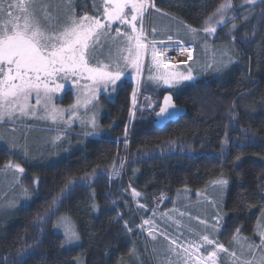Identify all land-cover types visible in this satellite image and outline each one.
<instances>
[{"label": "trees", "instance_id": "obj_1", "mask_svg": "<svg viewBox=\"0 0 264 264\" xmlns=\"http://www.w3.org/2000/svg\"><path fill=\"white\" fill-rule=\"evenodd\" d=\"M225 1L174 0L163 6L199 27ZM230 1L238 10L232 20L238 28L227 40L238 53L235 65L220 79H201L175 91L144 85L143 106L152 102L154 112H140L128 147L117 139L133 100L132 83L119 87L106 104L100 119L106 132L68 156L30 162L0 148V166L18 160L24 169L21 185L32 193L26 206L0 219V264H129L137 229L134 199L153 207L151 199L164 195V208L181 189L204 190L220 177L228 181L220 240L228 242L237 229L254 237L264 212V4L238 7L240 0ZM167 91L186 113L156 129L154 115ZM72 100L67 91L62 104ZM70 180L77 185L54 204ZM49 210L54 214L46 215ZM62 217L73 221L78 244L67 246L57 230Z\"/></svg>", "mask_w": 264, "mask_h": 264}, {"label": "rangeland", "instance_id": "obj_2", "mask_svg": "<svg viewBox=\"0 0 264 264\" xmlns=\"http://www.w3.org/2000/svg\"><path fill=\"white\" fill-rule=\"evenodd\" d=\"M173 1L148 0L155 7H148L144 13L142 20L144 34L148 37H172V41L174 40L176 43L168 45L169 48L167 46L156 47L166 48L161 49L165 50V54L163 55L165 58L169 56L183 57L182 55L184 54V58H182L184 61L188 57L189 53L181 51V48L177 46H180L177 41L182 42L183 44L181 45L184 46L189 45V41L194 45L193 54L191 52L194 59L188 65H183L180 61L176 65L169 66L171 69L182 72H186L190 67L195 79L192 82L186 83H193L206 78H222L238 60L236 48L227 42L229 40L228 38L238 28L237 25L232 23L238 11L235 9L233 2L230 0L223 2L230 3L231 5L223 13L225 23H217L221 19L219 14L213 20L209 21V17H212L216 13V9L201 26L191 27L185 24L177 15L168 12L163 6V4H169ZM249 6L252 5L247 3V0L239 1L238 7ZM229 22V27L219 31L220 28ZM248 23L249 21L246 20V24ZM210 26L216 27L214 33L204 31V28ZM116 28H120L121 32H131L126 26L117 25L110 29L106 37L102 38V43L111 47L112 60L115 59L116 47L123 43L121 38L117 37ZM153 29H155V32H153ZM190 29H196V31L192 32ZM113 37L116 39L113 40ZM145 42H151V39H145ZM188 48L192 49V46ZM150 52L151 46L142 59V68L139 74L131 66L124 67L123 62H121V67L125 75L118 82L115 91L111 87L107 90L100 88L96 93V99L87 105H85V101L91 99L89 89L92 85L90 81L84 77H81L78 82H74L71 77L57 79L56 83L62 84L64 87L52 94V99L48 103L47 109L42 103L36 108L35 115L0 122V148L12 152L19 158L30 162L50 163L59 157L68 156L71 150L82 146L83 141L89 138H99L106 132L100 123V119L105 113L106 104L114 100L117 89L122 82L137 84L135 88V106L132 100L123 132L117 139L121 145L128 147L134 127L138 123L139 117H141L140 112H154V104L152 102L150 103L152 105L151 107L149 105L146 107L143 106V86L150 84L152 86L154 85L153 87L156 89L160 88L161 81L153 82L152 79L149 80L154 73V70L150 68L148 60ZM172 52H178L179 54L174 53L170 55ZM109 58V47H105L104 55L99 56L98 59L104 63H108ZM170 64H173V62H170ZM225 65L227 66L225 67ZM157 75V73H154L152 77ZM178 88L180 86L173 87L172 89L175 91ZM67 91L71 92L73 100L71 103L62 104L64 94ZM31 103L35 105V98L31 99ZM73 105H77V107L73 109ZM52 107L60 110L56 113L55 120L51 118ZM130 113H134V115H130ZM93 116L95 117V128L89 123ZM126 131L127 137H125ZM9 165H12V167H9ZM16 165L23 168L18 160H13L0 166V219L10 214V211L12 212L14 209L26 206L32 199V193L25 190L21 185V178L24 171L22 173L19 172L15 167ZM222 179L227 181L225 177H220L209 183L207 188L200 191L183 188L177 192L170 205L164 208L162 206L167 201V197L164 195H158L151 199L153 207L147 203L137 202L134 199L132 206L134 208L133 214L137 229L134 234V238H136V240L134 239L135 244L131 252L132 261L129 264H181L187 258V253L177 248L176 245L171 244L170 241L175 240L178 245L186 246L189 241L200 243V237L202 235H209L210 238H215L218 243L223 244L229 249V253L235 251L241 259H252L253 255L255 257L261 256L260 249L257 248L254 252H250L249 246H258L261 243V234L264 233V212L257 222L254 237L251 238L244 234L235 233L226 243L220 240L221 228L225 224L226 219L224 201L228 189V181L225 185L217 183V181ZM127 187L130 196L132 189L129 185ZM157 197H162V200L160 199L159 201ZM216 217H219L218 223ZM60 220L61 218L58 220L57 230L64 235V226L59 223ZM64 220L69 227L76 230L73 221L67 217H64ZM146 220L150 221V223L145 224L144 221ZM201 221H206L207 223L202 224ZM149 231H152L156 236L155 240L149 235ZM234 238L236 242H234ZM78 243L79 241H76L71 245L68 243L66 245L74 246ZM214 247V245H204L201 248L200 254L206 256V250H214ZM139 248H141V251H139ZM170 248H175L176 252L180 253V256L178 257L170 252ZM217 255L218 264H237L227 253L218 251ZM191 262L194 263V260ZM79 264L83 263L79 262Z\"/></svg>", "mask_w": 264, "mask_h": 264}, {"label": "snow or ice", "instance_id": "obj_3", "mask_svg": "<svg viewBox=\"0 0 264 264\" xmlns=\"http://www.w3.org/2000/svg\"><path fill=\"white\" fill-rule=\"evenodd\" d=\"M259 2L264 4V0ZM247 3L255 6L257 0H247ZM102 5L103 20L100 16L88 15L77 18L71 3L63 5L57 0H9L6 6L4 0H0V122L35 115L36 108L42 103L47 109L52 94L64 87L56 83V80L60 78L71 77L74 82H78L81 77H84L91 82L92 86L89 89L91 99L86 100L85 105L96 99V93L100 88L107 90L111 87L115 91L118 82L125 75L121 62L124 67L131 66L139 74L142 59L150 46L152 60L158 73L152 79L162 81L169 88L183 86L186 82H192L195 79L190 67L186 72L169 68L170 61L158 59L164 55L165 50L157 49L154 46L157 43L155 40L145 42L143 39V16L148 7H155L154 4H150L148 0H102ZM230 7V3H222L216 13L209 17V21L219 14L221 19L217 23H225L223 13ZM64 8H67L66 12L63 11ZM117 21L128 26L131 32H121L120 28L115 29L117 37H120L123 43L116 47L115 59L112 60L111 47L102 43V38L109 34L112 23ZM137 23L141 24L139 30ZM190 31L195 32L196 29H190ZM204 31L214 33L216 27H206ZM168 40L172 41V37H168ZM177 43L182 42L177 41ZM105 47H109L108 63L98 59L99 56L104 55ZM180 50L189 53L188 60L193 59L190 48L183 47ZM161 68L167 71L161 72ZM132 95L135 106V90ZM32 98H35V105L31 103ZM151 106L149 104V107ZM76 107L77 105H73V109ZM175 108L173 97L164 96L163 103L159 105V112L156 113L157 120L161 122L170 120L175 114ZM59 111L52 107L53 120L56 119V113ZM89 123L95 128L94 116ZM125 137H127V131ZM15 167L21 173L24 171L18 165ZM114 174L119 173L114 172ZM77 183L76 180L68 181L58 197L54 198L53 203L55 204L71 192ZM217 183L225 185L227 181L222 179ZM133 195L140 194L133 190ZM53 214L52 210L46 213V215ZM216 220L218 223L219 217H216ZM59 223L64 226L66 243L71 245L79 241L78 233L67 225L64 218H61ZM144 223L148 224L150 221L146 220ZM201 223L207 222L201 221ZM128 230L131 231L130 228ZM239 231L237 229V234ZM149 235L156 239L152 231H149ZM234 242H236L235 238ZM170 243L187 253L183 264H188V261L192 260L194 264H218V251L229 254L237 264H264V233L261 234L260 245L249 246L250 252L258 248L262 253L259 257L253 255L252 259H241L235 251L229 253L228 248L218 243L215 238H210L209 235H202L200 243L189 241L186 246L178 245L175 240H171ZM204 245L215 247L214 250H206L205 256L200 254ZM169 251L180 256L175 248H170Z\"/></svg>", "mask_w": 264, "mask_h": 264}, {"label": "flooded vegetation", "instance_id": "obj_4", "mask_svg": "<svg viewBox=\"0 0 264 264\" xmlns=\"http://www.w3.org/2000/svg\"><path fill=\"white\" fill-rule=\"evenodd\" d=\"M4 2H5V6H6L7 3L9 2V0H4ZM57 2L58 3H62L63 5H67L68 3H71L73 5V7H74L75 14H76V17L77 18L83 17L84 15H88V16H100V18L103 17L102 16V10H103L102 0H57ZM63 11L66 12L67 11V8H64ZM101 19L103 20V18H101ZM117 25H122V24H120L118 21L117 22H113L112 25H111V28L112 27H115ZM123 26H126V25H123ZM126 27L129 30H131L128 26H126ZM140 27H141V24L140 23H137L138 30L140 29ZM143 39L144 40L145 39H148V40L151 39V41L155 40L157 42L154 45L155 47L168 46V45H173L174 43H176L174 40L173 41H169V40H167V38L156 37V36H153V37H150L149 36L148 37L145 34H144ZM159 41H164V43H159ZM148 55H149V53H148ZM158 59H159V57H158ZM148 60H149V63H150V68L152 70H154V73H157L156 68H155V65H154L153 60H152L151 52H150V55L148 56ZM160 71L161 72H164V71H166V69L161 68ZM154 73L152 74V76L154 75ZM152 76L149 78V80L152 79ZM152 80H153V82L156 81L154 79H152ZM129 83L130 82H125V83L122 82L119 87L125 86L126 84H129ZM136 86H137V84H134V89H135ZM159 87H161L162 90H169L170 91L172 89V88L166 89V85H164L162 81H161ZM169 91L165 92L164 94L170 93ZM256 228H257V226H256ZM239 233L245 235V233H243V232L242 233L239 232ZM254 234H255V232H254ZM181 264H183V263H181ZM188 264H194V263H192L191 261H188Z\"/></svg>", "mask_w": 264, "mask_h": 264}, {"label": "water", "instance_id": "obj_5", "mask_svg": "<svg viewBox=\"0 0 264 264\" xmlns=\"http://www.w3.org/2000/svg\"><path fill=\"white\" fill-rule=\"evenodd\" d=\"M166 89H170L167 85H166ZM166 95H171L173 97L172 94L170 93H166L163 95L162 99H161V102H160V105L163 103V99H164V96ZM173 103L175 104L174 102V98H173ZM176 108L174 110L175 114L171 117L170 120H165V121H158L157 120V116H156V113L159 112V108H158V111L155 113L154 115V120H153V126L156 128V129H162L163 127H165L168 123H171V122H175L176 120H178L180 117H183L186 113V109L184 107H181V106H178L176 105Z\"/></svg>", "mask_w": 264, "mask_h": 264}, {"label": "built area", "instance_id": "obj_6", "mask_svg": "<svg viewBox=\"0 0 264 264\" xmlns=\"http://www.w3.org/2000/svg\"><path fill=\"white\" fill-rule=\"evenodd\" d=\"M182 43H180V48H183V47H189V45H186V46H184V45H181ZM158 49H166V48H158ZM191 52L193 53V49H191ZM179 54L178 52H172V53H170V55H172V54ZM164 54H165V52H164ZM180 55H182V54H180ZM183 57H173V56H169V57H167V58H165V56H161V58H162V60H164L165 62H173V64H176L177 62H180V63H182V64H186L189 60L187 59V57L184 59V61H183V59L182 58H184V54L182 55ZM170 64V63H169ZM148 111H149V109H148ZM158 199H159V201H160V199L162 200V197H157Z\"/></svg>", "mask_w": 264, "mask_h": 264}, {"label": "crops", "instance_id": "obj_7", "mask_svg": "<svg viewBox=\"0 0 264 264\" xmlns=\"http://www.w3.org/2000/svg\"><path fill=\"white\" fill-rule=\"evenodd\" d=\"M168 39V38H167ZM189 45H192V46H194L190 41H189ZM194 59V58H193Z\"/></svg>", "mask_w": 264, "mask_h": 264}]
</instances>
